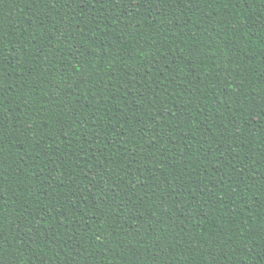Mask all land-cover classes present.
I'll list each match as a JSON object with an SVG mask.
<instances>
[{"label": "trees", "instance_id": "obj_1", "mask_svg": "<svg viewBox=\"0 0 264 264\" xmlns=\"http://www.w3.org/2000/svg\"><path fill=\"white\" fill-rule=\"evenodd\" d=\"M0 264H264V0H0Z\"/></svg>", "mask_w": 264, "mask_h": 264}]
</instances>
